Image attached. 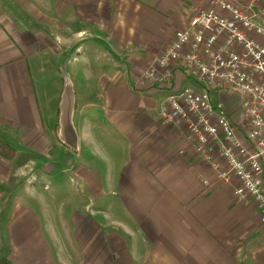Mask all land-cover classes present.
<instances>
[{
    "label": "crops",
    "instance_id": "obj_1",
    "mask_svg": "<svg viewBox=\"0 0 264 264\" xmlns=\"http://www.w3.org/2000/svg\"><path fill=\"white\" fill-rule=\"evenodd\" d=\"M211 1L0 0V136L20 149L51 147L33 70L72 58L79 150L111 159L105 180L82 167L89 202L66 221L48 207L40 219L22 202L7 225L0 218V247L14 264H264L258 205L236 195L237 179H219L182 128L161 121L168 96L198 83L183 67L171 82L145 80L192 9ZM91 59L106 66L96 71ZM16 163L0 155V191ZM108 196L111 208H94Z\"/></svg>",
    "mask_w": 264,
    "mask_h": 264
},
{
    "label": "built area",
    "instance_id": "obj_2",
    "mask_svg": "<svg viewBox=\"0 0 264 264\" xmlns=\"http://www.w3.org/2000/svg\"><path fill=\"white\" fill-rule=\"evenodd\" d=\"M179 67L200 88L174 90L161 105V121L182 128L222 182L237 179L236 195L255 202L264 223V0L194 7L145 80L150 86L171 82ZM214 91L241 96L242 111L215 103Z\"/></svg>",
    "mask_w": 264,
    "mask_h": 264
},
{
    "label": "rangeland",
    "instance_id": "obj_3",
    "mask_svg": "<svg viewBox=\"0 0 264 264\" xmlns=\"http://www.w3.org/2000/svg\"><path fill=\"white\" fill-rule=\"evenodd\" d=\"M72 61V58L70 63L66 60H45L41 71L38 65L34 66L36 71L33 70V78L42 115L47 128L52 133L51 147L46 146L45 150L36 152L27 148H21V150L19 148L21 143H18V149L14 146L17 151L14 161L18 162L14 167L15 175L9 183H6V190L0 191V210H3L0 218L5 225L11 218L15 205L20 202L28 211L40 216V219H43L45 207H48L55 211L57 221H61L62 218L66 221L67 215L76 209L83 208L84 202H89V191L78 185L82 167L87 166L92 172L98 171L104 180L108 171L111 170L109 155L102 160L101 157H97L101 156L100 153L95 156L85 146L78 152H73L59 141V104L65 80L69 77L77 92L80 86V80L74 72L75 63ZM88 65L97 71L100 70V65L104 64L103 61L91 59ZM78 67L81 71H85L82 64ZM212 97L215 103L222 102L232 111L238 113L242 111L244 99L233 91H225L223 96L220 92L214 91ZM77 122L79 125L78 119ZM0 139L10 140L8 141L10 143L12 140L1 136ZM92 148H95V145H92ZM112 201L109 196L103 202L101 201L102 203L91 200L95 209L100 208L104 203H106L103 205L104 208L109 209ZM8 252L5 246L0 247V256L8 257L6 255Z\"/></svg>",
    "mask_w": 264,
    "mask_h": 264
},
{
    "label": "water",
    "instance_id": "obj_4",
    "mask_svg": "<svg viewBox=\"0 0 264 264\" xmlns=\"http://www.w3.org/2000/svg\"><path fill=\"white\" fill-rule=\"evenodd\" d=\"M75 89L69 77L66 78L59 104V141L73 152L79 151V135L74 123Z\"/></svg>",
    "mask_w": 264,
    "mask_h": 264
},
{
    "label": "trees",
    "instance_id": "obj_5",
    "mask_svg": "<svg viewBox=\"0 0 264 264\" xmlns=\"http://www.w3.org/2000/svg\"><path fill=\"white\" fill-rule=\"evenodd\" d=\"M16 148L10 142L0 139V155L9 159L14 160L16 156ZM0 264H14L7 256H0Z\"/></svg>",
    "mask_w": 264,
    "mask_h": 264
}]
</instances>
